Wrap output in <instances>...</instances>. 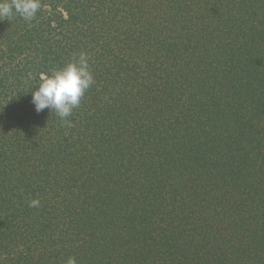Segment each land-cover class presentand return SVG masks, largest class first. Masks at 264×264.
<instances>
[{"label":"trees","instance_id":"1","mask_svg":"<svg viewBox=\"0 0 264 264\" xmlns=\"http://www.w3.org/2000/svg\"><path fill=\"white\" fill-rule=\"evenodd\" d=\"M40 3L0 20V264H264V0ZM81 51L68 127L31 93Z\"/></svg>","mask_w":264,"mask_h":264},{"label":"clouds","instance_id":"2","mask_svg":"<svg viewBox=\"0 0 264 264\" xmlns=\"http://www.w3.org/2000/svg\"><path fill=\"white\" fill-rule=\"evenodd\" d=\"M40 8V0H0V20L19 16L26 22H31ZM93 83L89 57L81 51L61 67L39 77L36 88L31 93V103L37 114L49 109L71 127L72 121L68 118L80 105L82 97ZM39 205V199L29 201V207ZM67 264H75V258L70 257Z\"/></svg>","mask_w":264,"mask_h":264}]
</instances>
